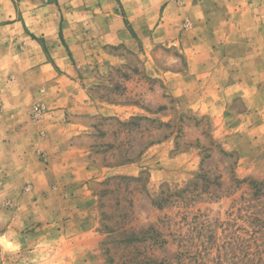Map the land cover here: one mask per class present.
<instances>
[{
    "label": "rangeland",
    "instance_id": "374dc122",
    "mask_svg": "<svg viewBox=\"0 0 264 264\" xmlns=\"http://www.w3.org/2000/svg\"><path fill=\"white\" fill-rule=\"evenodd\" d=\"M91 1L0 0V28L27 13L31 27L56 36L58 15L77 12L70 22L85 29L88 12L117 7L126 31L144 34L139 51L123 48L126 66L90 91L110 103H140L134 93L155 87L169 106L84 118L89 156L134 163L135 172L92 182L100 224L79 243L32 226V214L42 215L31 212L39 205L32 198L0 195V264H264V0H127L128 10L122 0ZM8 35L0 31V43ZM186 48L194 59L225 61V72L241 77L240 95L211 86L201 111L144 72L151 59L183 70ZM41 113L36 104L35 118Z\"/></svg>",
    "mask_w": 264,
    "mask_h": 264
},
{
    "label": "crops",
    "instance_id": "0c3cea01",
    "mask_svg": "<svg viewBox=\"0 0 264 264\" xmlns=\"http://www.w3.org/2000/svg\"><path fill=\"white\" fill-rule=\"evenodd\" d=\"M122 3L128 10L127 0ZM67 15H58L56 36L31 27L27 13L9 29L0 28L9 34L0 43V164L5 166L2 175L0 169V195L32 198L39 205L31 212L41 210L42 215L32 214L34 221L30 222L35 224H30L41 222L40 229L56 228L64 243L75 245L81 235L100 224L92 182L135 172L134 163L105 164L89 156L91 150L83 139L90 123L85 124L84 118H124L127 110L143 112V105L156 110L169 103L160 100L163 96L155 87H148L144 94L134 93L140 103H110L94 95L90 86L109 83L111 70L127 64L124 51H139L138 37L144 34L136 31V38L127 32L122 13L113 6L96 15L88 12L93 23L85 29L70 22L72 17L77 20V12ZM39 37L44 38L46 47ZM101 46L116 50L106 52ZM186 52L183 70L166 69L153 59L142 64L143 70L153 79L162 78L179 102L196 101L201 111L208 109L206 93L211 86H224L216 93L227 90L240 95L241 77L232 75V70L226 73L225 61L194 59L187 48ZM36 104L42 107L39 118L34 115ZM62 217L68 219L60 221ZM13 226V222L9 224Z\"/></svg>",
    "mask_w": 264,
    "mask_h": 264
},
{
    "label": "built area",
    "instance_id": "2783aa9c",
    "mask_svg": "<svg viewBox=\"0 0 264 264\" xmlns=\"http://www.w3.org/2000/svg\"><path fill=\"white\" fill-rule=\"evenodd\" d=\"M38 108H39V107L37 106V107H36V110H38Z\"/></svg>",
    "mask_w": 264,
    "mask_h": 264
},
{
    "label": "trees",
    "instance_id": "16d2710c",
    "mask_svg": "<svg viewBox=\"0 0 264 264\" xmlns=\"http://www.w3.org/2000/svg\"><path fill=\"white\" fill-rule=\"evenodd\" d=\"M158 206H160V204H158Z\"/></svg>",
    "mask_w": 264,
    "mask_h": 264
}]
</instances>
